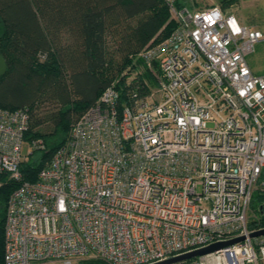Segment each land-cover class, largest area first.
<instances>
[{"label": "built area", "instance_id": "2783aa9c", "mask_svg": "<svg viewBox=\"0 0 264 264\" xmlns=\"http://www.w3.org/2000/svg\"><path fill=\"white\" fill-rule=\"evenodd\" d=\"M164 1L175 27L140 53L153 85L125 100L107 86L34 180L20 170L42 148L22 154L29 110L0 107V172L15 183L3 264H157L237 237L167 264H264V234L250 236L264 229V73L247 61L264 33Z\"/></svg>", "mask_w": 264, "mask_h": 264}, {"label": "trees", "instance_id": "16d2710c", "mask_svg": "<svg viewBox=\"0 0 264 264\" xmlns=\"http://www.w3.org/2000/svg\"><path fill=\"white\" fill-rule=\"evenodd\" d=\"M174 27L164 0H0V52L7 63L0 76V107L28 108L24 139L42 142V148L32 150L41 153L38 161L20 166L24 179L34 180L65 142L72 123L107 86L113 85L125 100L132 88L145 91L144 81L153 85L140 53ZM41 102L54 108L38 111ZM1 176L3 264L5 206L15 183L5 173ZM80 264L107 263L90 259Z\"/></svg>", "mask_w": 264, "mask_h": 264}, {"label": "rangeland", "instance_id": "374dc122", "mask_svg": "<svg viewBox=\"0 0 264 264\" xmlns=\"http://www.w3.org/2000/svg\"><path fill=\"white\" fill-rule=\"evenodd\" d=\"M191 8H204L209 6H219L224 11L233 14L241 23L247 26H253L264 33V0H237L234 3H227L224 0H184ZM224 3L227 5L223 7ZM247 61L249 66L257 73H264V46L258 45L256 47V51L247 56ZM54 106L49 102H41L37 104L38 111L42 109H53ZM40 109V110H39ZM49 121L50 120H46ZM48 123V122H47ZM30 145L28 142H24L22 146V154L24 156L29 155ZM39 152H36L34 155L30 156L31 160L37 162L40 157ZM29 159V157H28ZM27 159V160H28ZM37 159V160H36ZM4 178L0 177V184L3 183ZM257 206L260 204H264V194L260 195V197H256L255 199ZM2 206L3 200L0 195V216L2 215ZM258 211V215H259ZM4 226V224H3ZM82 261V260H81ZM81 261H78L77 264H80Z\"/></svg>", "mask_w": 264, "mask_h": 264}, {"label": "water", "instance_id": "95a60500", "mask_svg": "<svg viewBox=\"0 0 264 264\" xmlns=\"http://www.w3.org/2000/svg\"><path fill=\"white\" fill-rule=\"evenodd\" d=\"M6 68H7L6 59L3 56V54L0 52V76H2L5 73ZM262 234H264V229L254 231V232L250 233V236L251 237L252 236H259ZM242 239H243V237H237V238H232V239H229L226 241L215 242V243H212L208 246H205V247H202L199 249H195L193 251L181 254L179 256L172 257L170 259L164 260V261L159 262L157 264H167L170 262H176V261H181V260H186V259L202 256V255L214 252V251H216L222 247L234 244V243H236Z\"/></svg>", "mask_w": 264, "mask_h": 264}]
</instances>
